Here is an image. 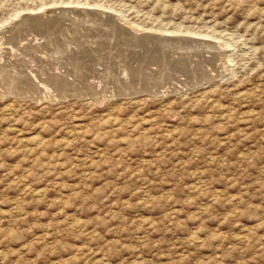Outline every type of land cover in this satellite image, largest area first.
<instances>
[{"label":"rangeland","instance_id":"rangeland-1","mask_svg":"<svg viewBox=\"0 0 264 264\" xmlns=\"http://www.w3.org/2000/svg\"><path fill=\"white\" fill-rule=\"evenodd\" d=\"M0 65V264H264V0H0Z\"/></svg>","mask_w":264,"mask_h":264},{"label":"bare ground","instance_id":"bare-ground-1","mask_svg":"<svg viewBox=\"0 0 264 264\" xmlns=\"http://www.w3.org/2000/svg\"><path fill=\"white\" fill-rule=\"evenodd\" d=\"M68 4H69V3H68ZM73 6H74V5H73ZM54 7H55V6H54ZM79 7H80V5H79ZM81 7H83V6H81ZM86 7L88 8V6H86ZM73 8H74V7H73ZM77 8H78V7H77ZM92 8H94V7H92ZM41 10H42V9H41ZM64 10H65V9H64ZM67 10H68V9H67ZM84 10H85V9H83V11H84ZM86 10H87V9H86ZM97 10H98V8H97ZM31 11H32V10H31ZM31 11H30V12H31ZM45 11H46V10H45ZM100 11H101V9H100ZM63 12H64V11H63ZM72 12H73V11H72ZM92 12H93V11H92ZM102 12H103V11H102ZM110 12H111V11H110ZM110 12H108V13H110ZM52 13H53V12H52ZM60 13H61V12H60ZM87 13H88V12H87ZM25 14H26V13H25ZM53 14H54V13H53ZM76 14H77V13H76ZM88 14H89V13H88ZM92 14H93V13H92ZM113 14H114V13H113ZM85 15H86V13H85ZM34 16H35V15H34ZM79 16H80V15H79ZM25 17H26V16H25ZM70 17H71V16H70ZM74 17H75V16H74ZM22 18H23V17H22ZM71 18H73V17H71ZM78 18H79V17H78ZM78 18H77L76 20H79ZM81 19H83V18H81ZM13 20H14V19H13ZM16 20H17V19H16ZM16 20H15V21H16ZM67 20H69V19H67ZM86 20H87V19H86ZM73 21H74V20H73ZM73 21H72V22H73ZM82 21H84V20H82ZM88 21H89V20H88ZM90 21H91V20H90ZM92 21H93V20H92ZM58 22H59V21H58ZM93 22H95V20H94ZM37 23H38V22H37ZM42 23H43V22H42ZM61 23H62V22H61ZM76 23H77V22H76ZM81 23H82V22H81ZM83 23H85V22H83ZM12 24H13V23H12ZM55 24L57 25V23H55ZM63 24H64V23H62L61 26H62ZM67 24H68V23H67ZM44 25H45V24H44ZM52 25H54V23H53ZM70 25H71V24H70ZM78 25H79V24H78ZM86 25H87V24H86ZM137 25H138V24H137ZM19 26H20V25H19ZM83 26H84V25H83ZM92 26H93V25H92ZM132 26H133V25H132ZM15 27H16V26H15ZM52 27H53V26H52ZM80 27H81V26H80ZM69 28H70V27H69ZM72 28H73V26H72ZM75 28H76V27H75ZM93 28H94V27H93ZM95 28H97V27H95ZM104 28H105V27H104ZM116 28H117V27H116ZM120 28H121V27H120ZM67 29H68V28H67ZM73 29H74V28H73ZM81 29H82V28H81ZM91 29H92V28H90V30H91ZM107 29H108V28H107ZM141 29H142V28H141ZM17 30H18V29H17ZM22 30H23V29H22ZM65 30H66V29H65ZM82 30H83V29H82ZM82 30H81V31H82ZM112 30H113V29H112ZM114 30H115V29H114ZM114 30H113V31H114ZM122 30H123V29H122ZM10 31H11V30H10ZM27 31H28V30H27ZM61 31H62V30H61ZM73 31H74V30H73ZM73 31H72V32H73ZM76 31H77V30H76ZM157 31H158V30H157ZM8 32H9V31H8ZM77 32H78V31H77ZM88 32H89V31H88ZM90 32H91V31H90ZM127 32H128V31H127ZM136 32H137V31H136ZM167 32H168V31H167ZM70 33H71V32H70ZM83 33H84V32H83ZM108 33H109V31H108ZM120 33H121V32H120ZM133 33H134V32H133ZM151 33H152V32H151ZM169 33H170V32H169ZM188 33H189V32H188ZM21 34H22V33H21ZM37 34H39V33H37ZM59 34H60V33H59ZM62 34H63V33H62ZM126 34H127V33H126ZM152 34H153V33H152ZM167 34H168V33H167ZM167 34H166V35H167ZM184 34H185V33H184ZM63 35H64V34H63ZM128 35H129V34H128ZM131 35H132V34H131ZM131 35H130V36H131ZM177 35H178V34H177ZM55 36H56V35H55ZM148 36H149V35H148ZM168 36H169V34H168ZM170 36H171V35H170ZM179 36H180V35H179ZM179 36H178V37H179ZM186 36H187V35H186ZM74 37H75V36H74ZM107 37H108V36H107ZM113 37H114V36H113ZM189 37H190V36H189ZM195 37H196V36H195ZM201 37H202V36H201ZM203 37H204V36H203ZM206 37H207V36H206ZM66 38H67V37H66ZM99 38H100V37H99ZM116 38H117V37H116ZM135 38H136V37H135ZM140 38H141V37H140ZM150 38H151V37H150ZM68 39H69V38H68ZM68 39H67V40H68ZM125 39H126V38H125ZM176 39H177V38H176ZM194 39H195V38H194ZM204 39H205V38H204ZM207 39H208V38H207ZM207 39H206V40H207ZM209 39H210V38H209ZM211 39H212V38H211ZM46 40H47V39H46ZM64 40L67 41L66 39H64ZM90 40H91V39H90ZM93 40H94V39H93ZM93 40H92V41H93ZM106 40H107V39H106ZM129 40H131V39H129ZM133 40H134V39H133ZM149 40H150V39H149ZM44 41H45V40H44ZM98 41H99V40H98ZM98 41H97V42H98ZM116 41H117V40H116ZM120 41H121V40H120ZM156 41H157V40H156ZM207 41H208V40H207ZM41 42H42V41H41ZM67 42H68V41H67ZM71 42H72V41H70L69 43H71ZM90 42H91V41H90ZM93 42H94V41H93ZM93 42H92V43H93ZM95 42H96V41H95ZM97 42H96V43H97ZM126 42H127V41H126ZM126 42H125V43H126ZM204 42H205V41H204ZM31 44H32V43H31ZM41 44H42V43H41ZM56 44H57V43H56ZM75 44H77V43H75ZM81 44H82V43H81ZM86 44H87V43H86ZM102 44H103V43H102ZM145 44H146V43H145ZM160 44H161V43H160ZM196 44L198 45V43H196ZM9 45H10V44H9ZM29 45H30V42H29V44H28L27 46H29ZM48 45H49V44H48ZM50 45H51V44H50ZM57 45H58V44H57ZM71 45H72V44H71ZM78 45H79V44H78ZM82 45H83V44H82ZM93 45H94V43H93ZM197 45H196V46H197ZM204 45H205V44H204ZM206 45H207V44H206ZM206 45H205V46H206ZM24 46H25V45H24ZM30 46H31V45H30ZM30 46H29V47H30ZM60 46H61V45H60ZM73 46H74V45H73ZM73 46H72V47H73ZM75 46H76V45H75ZM83 46H84V45H83ZM85 46H86V45H85ZM85 46H84V47H85ZM87 46H88V45H87ZM89 46H90V45H89ZM165 46H166V45H165ZM214 46H215V45H214ZM34 47H35V46H34ZM46 47H47V46H46ZM48 47H49V46H48ZM76 47L78 48V46H76ZM92 47H93V46H92ZM145 47H146V46H145ZM188 47H189V46H188ZM201 47H202V46H201ZM210 47H211V46H210ZM212 47H213V46H212ZM217 47H218V46H217ZM21 48H22V47H21ZM42 48H43V46H42ZM56 48H57V46H56ZM70 48H71V47H70ZM77 48H75V49H77ZM98 48H99V47H98ZM128 48H129V47H128ZM137 48H138V47H137ZM169 48H170V47H169ZM190 48H191V46H190ZM19 49H20V48H19ZM25 49H26V48H25ZM27 49H28V48H27ZM30 49H31V48H30ZM30 49H29V51H30ZM32 49H33V48H32ZM35 49H36V48H35ZM38 49H39V47H38ZM44 49H45V48H44ZM59 49H60V48H59ZM59 49H58V50H59ZM65 49H66V48H65ZM95 49H96V48H95ZM135 49H136V48H135ZM174 49H175V48H174ZM200 49H201V48H200ZM215 49H216V48H215ZM22 50H23V48H22ZM46 50H49V49H46ZM53 50H54V49H53ZM55 50H56V49H55ZM69 50H70V49H69ZM116 50H117V49H116ZM132 50H133V49H132ZM165 50H166V49H165ZM172 50H173V49H172ZM184 50H187V49H184ZM196 50H197V49H196ZM23 51H24V50H23ZM36 51H37V50H36ZM43 51H44V50H43ZM79 51H80V50H79ZM86 51H87V50H86ZM91 51H92V50H91ZM91 51H90V52H91ZM107 51H108V50H107ZM125 51H126V50H125ZM141 51H142V50H141ZM154 51H155V50H154ZM189 51H190V50H189ZM25 52H27V51L25 50ZM30 52H31V51H30ZM51 52H52V51H51ZM59 52H60V51H59ZM73 52H74V51H73ZM80 52H81V51H80ZM149 52H150V51H149ZM218 52H219V51H218ZM20 53H21V52H20ZM28 53H29V52H28ZM32 53H33V51L31 52V54H32ZM85 53H86V52H85ZM114 53H115V52H114ZM191 53H192V52H191ZM214 53H215V51H214ZM23 54H24V53H23ZM26 54H27V53H26ZM26 54H24V55H26ZM41 54H42V53H41ZM49 54L52 55V53H49ZM60 54H61V53H60ZM76 54H77V53H76ZM83 54H84V53H83ZM87 54H88V53H87ZM193 54H194V53H193ZM29 55H30V54H27V56H29ZM44 55H45V54H44ZM70 55H71V54H70ZM72 55H73V54H72ZM74 55H75V52H74ZM79 55H80V53H79ZM84 55H85V54H84ZM84 55H83V56H84ZM128 55H129V54H128ZM38 56H40V55H38ZM55 56H56V55H55ZM61 56L64 57L65 54H64V55H61ZM175 56H176V55H175ZM198 56H199V55H198ZM14 57H15V56H14ZM41 57H42V56H41ZM41 57H40V58H41ZM43 57H44V56H43ZM57 57H59V56H57ZM185 57H186V56H185ZM3 58H4V57H3ZM10 58H11V57H10ZM36 58H37V57H36ZM52 58H53V57H52ZM52 58H51V59H52ZM72 58H74V57H72ZM78 58H79V56H78ZM154 58H155V57H154ZM195 58H196V57H195ZM205 58H206V57H205ZM19 59H20V58H19ZM27 59H29V58H27ZM45 59H46V58H45ZM54 59H55V58H54ZM54 59H53V60H54ZM76 59H77V58H76ZM191 59H192V58H191ZM15 60H16V59H15ZM25 60H26V59H25ZM36 60H37V59H36ZM38 60H39V59H38ZM55 60L58 61V59H55ZM62 60H63V59H62ZM89 60H90V59H89ZM91 60H92V59H91ZM151 60H152V59H151ZM182 60H183V59H182ZM186 60H187V59H186ZM2 61H3V60H2ZM9 61H10V60H8V62H9ZM16 61H17V60H16ZM19 61H21V60H19ZM39 61H40V60H39ZM171 61H172V60H171ZM211 61H212V60H211ZM219 61H220V60H219ZM28 62H29V61H28ZM33 62H34V61H33ZM77 62H78V61H77ZM14 63H15V62H14ZM22 63H23V62H22ZM22 63H21V64H22ZM38 63H39V62H38ZM185 63H186V62H185ZM18 64H20V63H18ZM25 64H26V63H25ZM35 64H36V63H35ZM42 64H43V63H42ZM67 64H68V63H67ZM73 64H74V63H73ZM84 64H85V63H84ZM37 65H38V64H37ZM44 65H45V64H44ZM93 65H94V64H93ZM132 65H133V64H132ZM148 65H149V64H148ZM0 66H1V65H0ZM7 66H8V65H7ZM10 66H12V65H10ZM13 66H14V65H13ZM53 66H54V65H53ZM53 66H51V67H53ZM61 66H62V65H61ZM84 66H85V65H84ZM90 66H91V65H90ZM135 66H136V65H135ZM135 66H134V67H135ZM160 66H161V65H160ZM185 66H186V65H185ZM221 66H222V65H221ZM1 67H2V66H1ZM4 67H5V66H4ZM16 67H17V66H16ZM21 67H23V66H21ZM28 67L30 68V66H27L26 69H27ZM34 67H35V65H34ZM42 67H44V66H42ZM46 67H47V65H46ZM54 67H55V66H54ZM82 67H83V66H82ZM96 67H97V66H96ZM125 67H126V66H125ZM130 67H131V65H130ZM10 68H11V67H10ZM10 68H9V69H10ZM13 68H14V67H13ZM18 68H19V67H18ZM23 68H24V67H23ZM23 68H22V69H23ZM64 68H65V67H64ZM140 68H141V67H140ZM216 68H217V67H216ZM2 69H3V68H2ZM24 69H25V68H24ZM30 69H31V68H30ZM52 69H53V68H52ZM54 69H55V68H54ZM98 69H99V68H98ZM152 69H153V68H152ZM155 69H156V68H155ZM0 70H1V69H0ZM3 70H4V69H3ZM3 70H2V71H3ZM5 70H6V69H5ZM7 70H8V68H7ZM16 70H18V69H16ZM20 70H21V69H20ZM27 70H28V69H27ZM27 70H25V71H27ZM47 70H48V69H47ZM84 70H85V69H84ZM129 70H130V69H129ZM129 70H127V71H129ZM31 71H32V70H31ZM35 71H36V70H35ZM49 71H50V70H49ZM59 71H60V70H59ZM62 71H64V70H62ZM119 71H120V70H119ZM154 71H155V70H154ZM165 71H166V70H165ZM165 71H164V72H165ZM182 71H184V70H182ZM193 71H194V70H193ZM208 71H209V70H208ZM217 71H218V70H217ZM14 72H15V70H14ZM14 72H12V74H13ZM23 72H24V71H23ZM36 72H37V71H36ZM36 72H35V73H36ZM44 72H46V71H44ZM55 72H57V71H55ZM132 72H133V71H132ZM5 73H6V72H5ZM31 73H32V72H31ZM58 73H59V72H58ZM90 73H91V72H90ZM98 73H99V71H98ZM102 73H103V72H102ZM123 73H124V72H123ZM125 73H126V72H125ZM134 73H135V72H134ZM196 73H197V72H196ZM14 74H16V73H14ZM20 74H23V73L21 72ZM27 74H28V73H27ZM33 74H34V72H33ZM43 74H44V73H43ZM53 74H55V73H53ZM80 74H81V73H80ZM94 74H95V73H94ZM99 74L101 75V72H100ZM121 74H122V73H121ZM135 74H136V73H135ZM135 74H134V75H135ZM148 74H149V73H148ZM152 74H153V73H152ZM197 74H198V73H197ZM201 74H202V73H201ZM212 74H213V73H212ZM212 74H211V75H212ZM16 75H17V74H16ZM24 75H25V74H24ZM28 75H30V74H28ZM38 75H39V74H38ZM47 75H48V74H47ZM69 75H71V74H69ZM96 75H97V74H96ZM112 75H113V74H112ZM115 75H116V74H115ZM115 75H114V76H115ZM117 75H118V74H117ZM119 75H120V74H119ZM119 75H118V76H119ZM126 75H128V74H126ZM129 75H130V74H129ZM17 76H18V75H17ZM34 76H35V74H34ZM36 76H37V75H36ZM39 76H40V75H39ZM50 76H51V75H50ZM73 76H74V75H73ZM76 76H78L77 73H76ZM80 76H81V75H80ZM85 76H86V75H85ZM87 76H88V75H87ZM118 76H117V77H118ZM149 76H150V75H149ZM151 76H152V75H151ZM156 76H157V75H156ZM0 77H4V74H3V76H0ZM5 77H6V76H5ZM7 77H9V76H7ZM10 77H11V75H10ZM20 77H21V76H20ZM20 77H19V78H20ZM26 77H28V76H26ZM30 77L32 78L33 76H30ZM41 77H42V76L37 77L36 79L41 78ZM43 77H44V76H43ZM45 77H46V78H49V77H47V76H45ZM62 77H64V76H62ZM62 77L59 76V75L57 74V75H54L52 79H53L55 82L58 81V83L61 84V85H63V88H64L67 84L64 83V78H62ZM90 77H91V76H90ZM92 77H93V76H92ZM92 77H91V78H92ZM115 77H116V76H115ZM131 77H133V74H132ZM131 77H130V78H131ZM13 78H16V77L13 76ZM23 78H24V76L22 77V79H23ZM66 78H67V77H66ZM71 78H72V77H71ZM73 78H74V77H73ZM73 78H72V79H73ZM93 78H94V77H93ZM123 78H124V77H123ZM139 78H140V77H139ZM165 78H166V77H165ZM173 78H174V77H173ZM197 78H198V77H197ZM217 78H218V77H217ZM217 78H216V79H217ZM20 79H21V78H20ZM29 79H30V78H29ZM33 79H34V77H33L31 80H33ZM44 79H45V78H44ZM49 79H51V78H49ZM52 79H51V80H52ZM79 79H80V78H79ZM95 79H96V78H95ZM114 79H115V78H114ZM127 79H128V78H127ZM144 79H145V78H144ZM162 79H163V78H162ZM198 79H199V78H198ZM212 79H213V78H212ZM3 80H4V78H3ZM13 80H14V79H13ZM39 80L43 81V79H39ZM45 80H46V79H45ZM73 80H74V79H73ZM76 80H78V79H76ZM87 80H88V79H87ZM96 80H97V79H96ZM123 80H124V79H123ZM123 80H122V81H123ZM170 80H171V79H170ZM16 81H19V80H16ZM37 81H38V80H37ZM48 81L50 82V80H48ZM70 81H71V80H70ZM70 81H69V82H70ZM85 81H86V80H85ZM196 81H197V80H196ZM26 82H27V81H26ZM39 82H40V81H39ZM51 82H52V81H51ZM79 82H80V81H79ZM94 82H95V81H94ZM113 82H114V81H113ZM134 82H135V81H134ZM148 82H149V80H148ZM194 82H195V81H194ZM6 83H7V82H6ZM6 83H5V85H6ZM18 83H19V82H18ZM30 83H32V82H30ZM41 83H42V82H41ZM41 83H40V85H41ZM47 83H48V82H47ZM82 83H83V81H82ZM95 83H96V82H95ZM99 83H100V82H99ZM130 83H132V81H131ZM142 83H143V82H142ZM0 84H1V82H0ZM19 84H20V83H19ZM59 84H58V85H59ZM71 84H72V83H71ZM83 84H88V83L85 82V83H83ZM126 84H127V83H126ZM79 85H80V84H79ZM143 85H144V84H143ZM3 86H4V84H3ZM29 86H30V85H29ZM41 86H42V85H41ZM55 86H56V85H55ZM76 86H78L77 83H76ZM93 86H94V85H93ZM93 86H92V87H93ZM147 86H148V85H147ZM173 86H174V85H173ZM24 87H25V86H24ZM26 87H28V86H26ZM50 87H52V86H50ZM57 87H58V86H57ZM69 87H70V86H69ZM85 87L87 88L86 85H85ZM85 87H84V88H85ZM88 87H89V85H88ZM92 87L90 86V88H92ZM34 88H35V86H34ZM38 88H39V87H38ZM65 88H66V87H65ZM90 88H89V89H90ZM108 88H109V87H108ZM168 88H169V87H168ZM181 88H182V87H181ZM40 89H41V88H40ZM42 89H43V88H42ZM42 89H41V91H42ZM45 89H46V88H45ZM45 89H44V90H45ZM49 89H50V88H49ZM54 89H55V88H54ZM72 89H73V88H72ZM72 89H71V90H72ZM82 89H83V88H82ZM166 89H167V88H166ZM13 90H14V89H13ZM46 90H47V89H46ZM67 90H69V89H68V88L66 89V93L68 92ZM78 90H79V89H78ZM92 90H94V89L92 88ZM92 90H91V91H92ZM50 91H51V90H50ZM69 91H70V90H69ZM79 91H80V90H79ZM79 91H78V92H79ZM94 91H95V90H94ZM15 92L17 93V91H15ZM71 92H72V91H71ZM87 92H88V91H87ZM95 92H97V91H95ZM98 92H99V91H98ZM52 93H53V92H52ZM68 93H70V92H68ZM83 93H84V92H83ZM56 94H57V93H56ZM94 95H95V94H94ZM20 96H21V95H20ZM22 97H23V96H22ZM122 97H123V95H122ZM27 99H28V98H27ZM95 102H96V101H95ZM100 102H101V101H100Z\"/></svg>","mask_w":264,"mask_h":264}]
</instances>
